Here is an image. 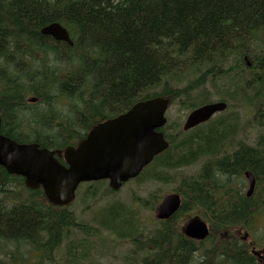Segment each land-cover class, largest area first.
<instances>
[{"label": "trees", "instance_id": "1", "mask_svg": "<svg viewBox=\"0 0 264 264\" xmlns=\"http://www.w3.org/2000/svg\"><path fill=\"white\" fill-rule=\"evenodd\" d=\"M54 21L65 23L73 45L41 33ZM156 94L171 95L184 111L213 96L261 110L264 0H0L6 135L49 148L75 144L97 117L117 115ZM27 95L38 102H25ZM163 130L170 147L137 179L162 180L175 167L198 161L200 170L181 174L175 190L183 203L166 221L152 220L162 198L156 191L134 199L138 207L115 201L105 208L101 225L132 244L125 264H257L241 237L218 241L215 233L251 228L256 214L251 208H258L264 194V140L231 150L232 118L216 116L189 131H183L181 119ZM247 171L260 180L257 202L241 191L239 177ZM44 197L43 189L27 188L23 177L0 166V240L54 247L73 228L92 234L74 212ZM192 207L212 226L204 242L209 245L182 232ZM140 210L149 214L137 221Z\"/></svg>", "mask_w": 264, "mask_h": 264}, {"label": "water", "instance_id": "2", "mask_svg": "<svg viewBox=\"0 0 264 264\" xmlns=\"http://www.w3.org/2000/svg\"><path fill=\"white\" fill-rule=\"evenodd\" d=\"M41 33L72 44L68 30L60 23L44 27ZM169 103L162 97L142 100L126 113L97 124L78 147L65 150V164L57 160L55 151L41 148L35 142L20 143L0 132V165L11 174L24 176L28 187H42L49 201L58 205L71 202L83 181L109 179L110 187L119 189L168 148L169 143L159 128L167 121L165 112ZM225 107L226 103L220 101L194 110L185 129L208 120ZM247 176L251 182L248 194H251L255 179L251 173ZM180 205L179 194L166 195L157 208V217H171ZM185 232L204 239L209 235V228L205 221L197 218L187 224ZM261 251L264 252V248ZM254 253L260 254L256 250ZM260 257L264 264V255Z\"/></svg>", "mask_w": 264, "mask_h": 264}, {"label": "rangeland", "instance_id": "3", "mask_svg": "<svg viewBox=\"0 0 264 264\" xmlns=\"http://www.w3.org/2000/svg\"><path fill=\"white\" fill-rule=\"evenodd\" d=\"M29 64H31L29 62ZM56 90H52L51 93H56ZM64 97V96H63ZM213 101L218 100L216 97H212ZM228 111L226 113H221L216 117H224V118H232V122L235 126L236 135L233 139V148L239 144H248L250 146H256L259 139L264 140V105L261 107V110L257 111V107L253 105H243L239 104L238 101L234 100V102L228 101ZM80 110L76 108V110ZM80 113V111H77ZM188 111L181 110L176 103L171 105L167 111V117L170 122L178 121L179 119H183L186 117ZM18 116L20 113H17ZM199 162V161H198ZM197 162V163H198ZM199 164H196L192 167L186 168L184 171L193 174L195 170L198 168ZM174 177H171L169 180L164 182H147V183H139V182H131L128 185L121 188L118 192L108 193L106 191V184L102 185H94L92 187L93 190L97 191V204L94 208L91 206L90 202H85L86 200L82 198L83 193H85L89 189V184H85L81 191L78 200L73 203L71 207L79 215V220L82 222H88V220L92 217L93 209L102 208L108 204H112L115 201H121L125 204H129L132 201L133 194H139L142 196L148 195L151 191L155 189H159V192L163 195L166 192L172 191L176 186V182L172 180ZM246 184L245 180L243 179ZM80 187V186H79ZM15 190H23L22 187H15ZM79 189V188H78ZM78 191V190H77ZM21 201L20 199H13V202L16 204ZM90 206V208H87ZM258 216L264 214V203L259 207ZM109 215V214H108ZM136 216V213H134ZM137 221L140 219V216H136ZM93 228H95V234L93 235H84L79 231L70 232L68 237H71L72 242H87L83 243V248L86 251L84 257H79L76 259L77 264H120L122 262L123 255L127 253V244L122 243L119 237H115L113 234L106 232V230L98 229L96 226L90 224ZM262 231V230H260ZM239 235V231L237 228L222 233V235H217L215 233V237L218 241L223 239H228L229 235ZM67 237V238H68ZM91 237V238H90ZM264 237V234H260L257 238ZM83 239V240H82ZM62 240L60 245L55 249V252L47 253L44 249H36L33 247V252L31 257L35 256V260H32L31 257L27 261L15 262L18 264H66L67 255H66V241ZM16 243H20L19 251H16ZM24 241L19 242H11V241H0V250L3 252H17L19 255L24 256L28 254L29 247L23 244ZM9 257L4 256L3 259L6 260ZM41 262V263H40Z\"/></svg>", "mask_w": 264, "mask_h": 264}, {"label": "flooded vegetation", "instance_id": "4", "mask_svg": "<svg viewBox=\"0 0 264 264\" xmlns=\"http://www.w3.org/2000/svg\"><path fill=\"white\" fill-rule=\"evenodd\" d=\"M10 74L12 75V77H11V78L13 79V71H12V73H10ZM7 256H9V257L13 258V253H8V254H7Z\"/></svg>", "mask_w": 264, "mask_h": 264}, {"label": "bare ground", "instance_id": "5", "mask_svg": "<svg viewBox=\"0 0 264 264\" xmlns=\"http://www.w3.org/2000/svg\"><path fill=\"white\" fill-rule=\"evenodd\" d=\"M191 258V257H190Z\"/></svg>", "mask_w": 264, "mask_h": 264}]
</instances>
